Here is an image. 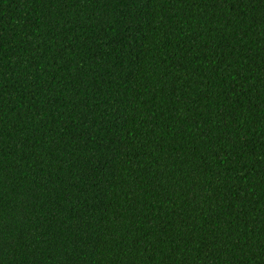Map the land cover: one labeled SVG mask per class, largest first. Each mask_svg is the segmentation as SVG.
<instances>
[{
	"label": "trees",
	"instance_id": "trees-1",
	"mask_svg": "<svg viewBox=\"0 0 264 264\" xmlns=\"http://www.w3.org/2000/svg\"><path fill=\"white\" fill-rule=\"evenodd\" d=\"M0 264H264V0H0Z\"/></svg>",
	"mask_w": 264,
	"mask_h": 264
}]
</instances>
